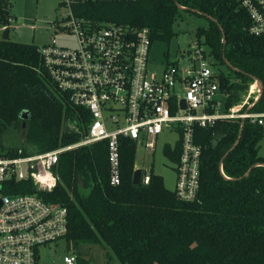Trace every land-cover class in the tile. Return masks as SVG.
<instances>
[{"label":"trees","instance_id":"16d2710c","mask_svg":"<svg viewBox=\"0 0 264 264\" xmlns=\"http://www.w3.org/2000/svg\"><path fill=\"white\" fill-rule=\"evenodd\" d=\"M241 1L85 2L74 5L73 13L96 26L147 28L151 46L169 43L180 7L206 18L208 26L195 30L196 43L207 47L214 60L220 89L228 94L225 109L242 101L255 78L262 93L250 112L262 113L264 38L249 34ZM8 9L9 0H0V26L5 27L0 35V149L37 154L78 142L79 134H64L66 122L82 128L88 113L55 91L36 46L9 39ZM241 122L226 119L211 128L195 127L202 153L193 201L178 200L152 172L147 185H133L136 145L129 139L120 140L118 186L109 183L107 143L100 141L63 152L54 171L56 187L40 197L66 206L67 247L79 253L81 245L99 246L106 264H264L263 132L247 119L241 128ZM178 148L164 145L162 153L175 164ZM78 264L89 261L78 257Z\"/></svg>","mask_w":264,"mask_h":264},{"label":"built area","instance_id":"2783aa9c","mask_svg":"<svg viewBox=\"0 0 264 264\" xmlns=\"http://www.w3.org/2000/svg\"><path fill=\"white\" fill-rule=\"evenodd\" d=\"M136 1L60 0L68 14L64 25L55 28L74 34L76 46L62 47L52 39L37 47V53L55 91L72 107L87 112L89 122L80 128L68 120L66 128L79 134V141L45 153L0 149V264H40L38 249L66 235V206L49 204L40 197L56 187L54 171L63 152L105 141L109 183L118 186L121 139L153 153L158 136L175 133L177 140L171 147L178 144L179 155L173 164V191L178 200L190 202L199 191L202 153L195 127L207 129L219 120L247 119L261 127L264 141V112H250L259 94L256 81L240 103L226 110L228 94L220 89L218 73L199 47L186 59L187 64H166L158 77L147 70L151 48L147 28L113 23L96 26L73 13L79 3ZM241 7L249 18V34L264 38V0H242ZM149 179L150 173L141 171L140 184L147 185ZM62 262L78 264V257L71 252Z\"/></svg>","mask_w":264,"mask_h":264},{"label":"rangeland","instance_id":"374dc122","mask_svg":"<svg viewBox=\"0 0 264 264\" xmlns=\"http://www.w3.org/2000/svg\"><path fill=\"white\" fill-rule=\"evenodd\" d=\"M67 14L68 10L61 6L60 0H9V39L38 48L50 44L54 39L59 46L74 48L76 36L55 28L56 25H64L63 19ZM207 26L206 18L196 15L194 12L179 9L173 22V35L169 43L155 42L150 48L148 72L155 73L159 77L165 68L166 58L169 62H177L183 66L187 64L186 59L192 57L198 47L208 55L207 47L197 45L195 37V30L198 27L206 28ZM1 29L0 26V35ZM16 29H19L21 33L19 34ZM209 62L213 64L214 60L210 58ZM222 71L226 73L227 68L222 67ZM176 140L175 133H162L157 138L156 149L153 153L138 146L134 158L135 170L152 172L160 176L165 188L170 191L174 190L175 171L173 163L163 155L162 147L165 144L173 146ZM259 147V154L263 155L264 141L260 142ZM73 251L67 247L64 240H58L38 249L39 262L40 264H63V257ZM76 255L89 261V264H106L105 250L99 246L81 245L79 253Z\"/></svg>","mask_w":264,"mask_h":264},{"label":"water","instance_id":"95a60500","mask_svg":"<svg viewBox=\"0 0 264 264\" xmlns=\"http://www.w3.org/2000/svg\"><path fill=\"white\" fill-rule=\"evenodd\" d=\"M180 9H182V10H185L186 8H182V7H180ZM228 65V64H227ZM231 69H233L230 65H228ZM234 70V69H233ZM253 80L254 81H256L257 82V84H258V86H259V94L257 95V99L253 102V105L257 102V100H258V98L260 97V95H261V93H262V86H261V83H260V81L258 80V79H255V78H253ZM180 106H181V108H183V109H185V103H184V101L183 100H181V102H180ZM26 117H27V113H23V115H22V119H26ZM243 121L241 122V128H242V126H243ZM70 133V131H69V129H64V134L65 135H67V134H69ZM240 134H241V129H240V132H239V136H240ZM236 144H237V142L233 145V147L224 155V157H223V159L229 154V152H231L234 148H235V146H236ZM220 168H221V166H220ZM248 174V173H247ZM140 179H141V170H135L134 172H133V176H132V184L133 185H135V186H138V185H140Z\"/></svg>","mask_w":264,"mask_h":264},{"label":"bare ground","instance_id":"6f19581e","mask_svg":"<svg viewBox=\"0 0 264 264\" xmlns=\"http://www.w3.org/2000/svg\"><path fill=\"white\" fill-rule=\"evenodd\" d=\"M254 89V88H253Z\"/></svg>","mask_w":264,"mask_h":264}]
</instances>
